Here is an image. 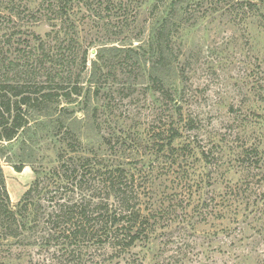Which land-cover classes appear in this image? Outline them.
Here are the masks:
<instances>
[{"label":"rangeland","instance_id":"obj_1","mask_svg":"<svg viewBox=\"0 0 264 264\" xmlns=\"http://www.w3.org/2000/svg\"><path fill=\"white\" fill-rule=\"evenodd\" d=\"M8 1L0 0V77L25 79L16 68L19 64L24 71L34 68L36 81L43 82L48 70L44 65L41 70L40 65L35 68V60L39 64L43 55L57 51L83 57L88 48L82 82L91 90L92 106L98 107L93 117L103 122V130L87 131L88 141L96 144L101 136L107 137L106 147L113 155L117 150L128 167L140 169L147 164L144 169L149 170L154 165L151 181L145 183L151 190L144 197H152L149 206L158 213L150 243L132 249L119 264H129L127 259H138L139 264H264V209L250 223L232 225L244 227V233L240 229L225 232L233 216L207 221L199 212L205 197H219L228 183H241L248 173L249 177L256 174L254 185L264 192V177L245 169L239 160L242 146L260 145L264 153V0H184L188 14L173 41L181 59L179 67L186 71L181 82V88L186 85V113L195 115L198 129L184 131L175 140L178 152L167 148L158 158L151 156L157 150L153 137L159 141V132L169 128V112L159 100V88L144 73L146 64H132L136 57L130 51L142 52L170 0H160L157 11V0H75L71 21L75 45L79 44L74 49L68 41L60 46L61 36L56 44L62 21L54 25L43 0H15L20 15L10 14ZM251 1L259 8L246 5ZM32 11L37 18L31 16ZM110 48L114 51L98 58L101 49ZM139 57L145 60L142 53ZM7 61H13V66L4 68ZM94 61H98L97 69ZM174 81L175 75L167 77V87ZM83 116L78 112V117ZM190 143L210 150L215 164L201 161L198 152L182 151L183 146L191 150ZM37 147L45 162H54L49 142L41 138ZM220 157L225 163L217 168ZM0 163L16 204L35 178L33 167L28 164L18 172L13 162L3 158ZM187 178L201 181L199 194L188 191Z\"/></svg>","mask_w":264,"mask_h":264},{"label":"trees","instance_id":"obj_2","mask_svg":"<svg viewBox=\"0 0 264 264\" xmlns=\"http://www.w3.org/2000/svg\"><path fill=\"white\" fill-rule=\"evenodd\" d=\"M8 2L10 14L20 15L16 1ZM74 2L42 1L54 25L58 19L62 21L60 30L56 31V44L60 41L61 46L68 41L73 49L79 44L75 45L76 29L71 21ZM160 2L157 0L154 11L160 8ZM185 3L170 0L163 15L154 22L150 39L141 46L142 52L130 51L136 57L132 64H146L144 73L159 88V100L169 112V128L159 132V141L153 137L157 150L151 156L156 158L165 155L167 148L178 152L173 146L175 140L181 138L184 131L198 129L195 115L186 113V85L181 88L186 71L183 66L179 67L181 59L173 41L175 31L188 14L187 8L184 10ZM246 5L251 9L259 8L254 1ZM31 16L35 17L33 11ZM59 37L63 38L58 41ZM107 51L114 50L101 49L98 58ZM79 54L57 51L43 55L39 64L35 60V68L40 65L41 70L44 65L48 70L43 82L36 81L34 68L24 71L19 64L16 68H20L25 79L0 77V159L13 162L18 172L30 164L35 173L32 183L14 204L0 163V264H119L132 249L150 243L158 213L149 206L152 197L149 195V200L144 197L148 196L145 192L151 190L145 183L151 181L154 165L149 170L144 169L147 164L140 169L128 167L117 150L113 155L106 147L107 137L101 136L96 144L88 141L87 131L103 130V122L93 117L98 107L92 106L91 90L82 82L88 64V48L82 53L83 57ZM3 64L4 68H9L14 63ZM93 64L97 69L98 61ZM173 75L177 81L167 87L166 78ZM81 97L84 101L78 102ZM79 104H84L81 109ZM80 111L84 113L81 118L78 117ZM41 138L49 142L55 152L53 163L47 159L45 162L43 152L38 151ZM190 145L191 150L183 146L182 151L198 152L201 161L214 163L210 150L203 149L199 143ZM260 150V145L256 144L242 146L239 160L245 169L256 170L263 178L264 153ZM173 158L178 161L175 155ZM216 161L217 168L225 163L222 157ZM255 175L250 173L249 177L248 173L241 183H228L219 197H205L199 211L202 217L210 221L233 216L231 228L225 232L240 229L244 233V227L232 225L250 223L249 220L264 209V192L254 185ZM185 182L188 191L195 195L203 188L199 179L187 178ZM127 262L139 264L138 259H127Z\"/></svg>","mask_w":264,"mask_h":264}]
</instances>
